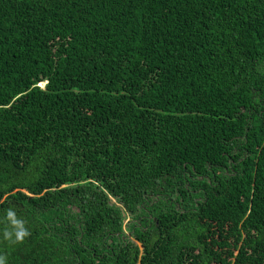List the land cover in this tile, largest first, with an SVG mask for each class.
Listing matches in <instances>:
<instances>
[{
    "label": "trees",
    "instance_id": "1",
    "mask_svg": "<svg viewBox=\"0 0 264 264\" xmlns=\"http://www.w3.org/2000/svg\"><path fill=\"white\" fill-rule=\"evenodd\" d=\"M0 255L264 264V0H0Z\"/></svg>",
    "mask_w": 264,
    "mask_h": 264
},
{
    "label": "clouds",
    "instance_id": "2",
    "mask_svg": "<svg viewBox=\"0 0 264 264\" xmlns=\"http://www.w3.org/2000/svg\"><path fill=\"white\" fill-rule=\"evenodd\" d=\"M6 216L12 228L10 231L4 232V238L13 243H22L30 235L26 222L17 218L15 212L12 210H8ZM0 264H7V258L4 255H0Z\"/></svg>",
    "mask_w": 264,
    "mask_h": 264
},
{
    "label": "rangeland",
    "instance_id": "3",
    "mask_svg": "<svg viewBox=\"0 0 264 264\" xmlns=\"http://www.w3.org/2000/svg\"><path fill=\"white\" fill-rule=\"evenodd\" d=\"M127 234H128V232H127Z\"/></svg>",
    "mask_w": 264,
    "mask_h": 264
}]
</instances>
